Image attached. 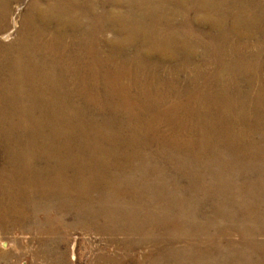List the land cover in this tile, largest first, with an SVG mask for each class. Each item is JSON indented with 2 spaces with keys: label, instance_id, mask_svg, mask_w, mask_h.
<instances>
[{
  "label": "bare ground",
  "instance_id": "obj_1",
  "mask_svg": "<svg viewBox=\"0 0 264 264\" xmlns=\"http://www.w3.org/2000/svg\"><path fill=\"white\" fill-rule=\"evenodd\" d=\"M24 1L0 0V33ZM19 16L0 41V214H59V246L76 227L106 235L87 264H200L173 231L233 207L264 217V0H30ZM159 116L181 134L150 133ZM231 170L244 181L222 180Z\"/></svg>",
  "mask_w": 264,
  "mask_h": 264
},
{
  "label": "rangeland",
  "instance_id": "obj_2",
  "mask_svg": "<svg viewBox=\"0 0 264 264\" xmlns=\"http://www.w3.org/2000/svg\"><path fill=\"white\" fill-rule=\"evenodd\" d=\"M29 1L30 0H25L24 2H22L20 4L14 5L15 6L14 7L15 21L14 22L12 21L9 24V30L5 35L0 33L1 34L0 35V41L3 42L4 44H10L12 41L15 40V38L17 36L18 29L20 28V20H19L20 16H19V14H21L23 12L25 7L27 6V2H29ZM108 36L113 37V34L111 32H109ZM109 102L104 103L105 105L99 104V103H92L91 105H89V108L87 110H85L86 115L92 116V117L93 116L104 117V115H106L107 111L102 113L99 110V107H104V106L108 105ZM163 106L165 107V105H163ZM157 118L158 119H156V121H155V119L144 121L145 125L150 124V126L148 127L150 129V131H149L150 133L161 134L163 132H166V133H172V136L174 134L175 135L181 134L180 131H177V130L181 129L180 127L174 126L173 123L169 122L167 119L163 118L162 116L161 117L159 116ZM140 124H141V122H139V125ZM145 130H148V129L145 128ZM145 130H144V128L142 129V131H145ZM145 132H148V131H145ZM153 136L154 135H152V137ZM2 152L3 151L0 148V168L3 166L2 164L4 163ZM225 158L228 160H231V157L228 155ZM216 170L219 171L220 169L218 167H215L213 169L214 174H215ZM200 172H202V169ZM249 172H251V169L248 171V174H249ZM253 173H251L250 176L254 179L255 177H254ZM203 174H204V176L201 175L203 180H205L206 182L207 181L208 182L213 181V175L212 174H210V173L209 174L203 173ZM222 175H221L222 180L224 177L227 180H230L232 182L241 183V181L242 182L244 181L239 176V174H237L235 172V170L229 171L228 174H226L223 171ZM215 176H216V174H215ZM256 176H257V174H256ZM263 176H264V173H263ZM219 180H220V178H219ZM217 181H218V178L216 177L215 181H213V182H217ZM184 182H186V181H184ZM6 185H7L6 182L1 183V181H0V201L3 203L12 201L11 197H10L11 195L8 194V192L6 191L10 186H6ZM200 195L203 196V194H200ZM5 197H7V198H5ZM202 201L203 202L201 203V205H203V209H205L207 211L209 209L208 206H210L209 205L210 202L204 196H203ZM204 201L205 202L207 201V202L205 203ZM254 202L256 204H258L260 210H263V208H264L263 202H260V201H254ZM233 208L234 209H231V211L234 212V214L231 216L229 213H227V214H224V216L222 215L223 217L221 215H218V217H213L214 220L212 219L213 220L212 224L211 223L208 224L207 229L204 225L201 226V224H203V222H201V224H200V221L198 220L199 230H197L195 228L196 226L192 227V228L187 227V228H184L181 232H174L173 231V234L176 237L177 236L178 237L184 236L183 238H187L190 241L191 240L195 241V244H196L195 246H197L196 248H198L199 257L203 256L200 259V261H201L200 264H226V263H228V264H230V263L231 264H234V263L235 264H239V263L240 264H264V254H263L264 248L255 246L256 242L264 243V217H259L258 219L251 221L252 223L246 222V221H244L245 217L243 216L241 210L237 209L235 207H233ZM45 214H46V212H43V211L34 212V214L30 211L29 214H23V215H21V214L20 215H4V213L0 214V238H1L0 240L3 243L4 242L7 243V245H3L2 243H0V249L8 251V254L0 255V264H16V263H18V264H45V263L51 264V263L57 262L56 260H54L55 258L51 257V259H50L48 254H45L44 255L45 257H42V256H40L39 252L45 251L49 254L51 253V255H55V254L57 255L60 247L62 248V250H65V253L67 252L65 260L70 261V264H87L99 252L98 251L99 245H104V243H106V240L108 238L106 235L92 233V232H85L81 228L76 227L75 229L70 231L71 234H70V238H69L68 242L61 244L59 246V245H57V242L59 244L61 239L64 237V235L67 234V232L62 231L61 233L60 232L55 233L53 230V228H55V227L52 226V223H54L55 221L60 222L59 217H61V216L57 213H55L54 215H51V214L45 215ZM32 217L35 219L34 221H33ZM65 217L68 220V222H70V223L72 222L71 224L74 226V223H73L75 221L74 216L72 214H69L67 216H62L63 219ZM7 221H8V223H7ZM26 221H27V224H26ZM29 221H30V223H29ZM32 223H34V224H32ZM220 224H222L223 226H221ZM28 226H30V227H28ZM200 226H201V228H200ZM37 229L38 230L40 229V230L37 231ZM216 232H218V233H216ZM48 233L50 234V236H48L49 235ZM192 234H193V236H192ZM179 235H181V236H179ZM198 236H199V238H198ZM121 237H124V235H122ZM133 237L136 238L135 235ZM209 238H211V239H209ZM231 242L235 243L236 246L240 247L241 252H240L239 256L238 255L233 256V254H232V256L230 255L233 252V248L231 249V247L229 246V243H231ZM219 246L220 247L222 246L223 248L227 249L228 252L227 251H224L222 253L219 252V249H218ZM44 247L47 249L44 250L45 249ZM141 247L142 246H140L138 248V252H137L138 256H140L141 252H143V250H144V249H141ZM228 247H229V249H228ZM251 247H253V248H251ZM53 250H54V252H53ZM52 253H55V254H52ZM19 255H21L22 257L19 258ZM37 255H39V256H37ZM67 258H69V259H67ZM232 258H234V259H232ZM48 260H49V262H48ZM217 261H219V262H217Z\"/></svg>",
  "mask_w": 264,
  "mask_h": 264
}]
</instances>
